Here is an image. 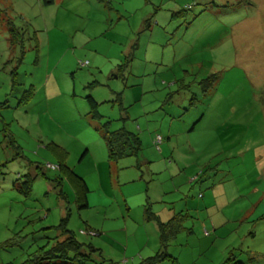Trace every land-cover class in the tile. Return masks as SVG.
I'll return each instance as SVG.
<instances>
[{"label": "rangeland", "instance_id": "rangeland-1", "mask_svg": "<svg viewBox=\"0 0 264 264\" xmlns=\"http://www.w3.org/2000/svg\"><path fill=\"white\" fill-rule=\"evenodd\" d=\"M106 127L139 155L111 161ZM148 202L186 215L159 264H264V0H0V264H78L50 256L67 212L87 264H138Z\"/></svg>", "mask_w": 264, "mask_h": 264}, {"label": "trees", "instance_id": "trees-1", "mask_svg": "<svg viewBox=\"0 0 264 264\" xmlns=\"http://www.w3.org/2000/svg\"><path fill=\"white\" fill-rule=\"evenodd\" d=\"M46 3L50 0H44ZM13 34L11 35L12 42L16 40V34L19 33V30L12 24L10 26ZM11 32V33H12ZM15 45V44H14ZM128 66V62L124 64V66ZM120 65L119 70L125 69V67ZM119 101H121L122 95L119 93L116 95ZM86 99L91 108L92 115L98 116L101 118L97 110L98 102L92 95L86 96ZM108 124H105V126ZM104 131V138L108 147V157L113 162H118L120 159L125 158L127 156H138L142 149V141L141 137L138 133H134L132 131H128L124 128L118 130H109L106 127ZM158 136L155 138V143L157 147L163 141V137L158 140ZM62 153V151L60 152ZM59 168L66 169L69 174V178L73 181L75 188L77 189V198L79 208L88 207V186L85 180L73 173L66 165L63 163L64 153L60 155ZM33 177L28 178L23 183V187L29 190ZM62 177L59 178L61 182ZM23 189V190H24ZM24 190V193L27 194L28 190ZM70 212H67L65 216L62 217L60 223L57 225V229H59L60 234L56 236L54 244L52 245V249L50 250V256H56L60 259V261H73L78 264H87L92 257V252L95 251L96 247L91 244L83 243L77 240L76 234L70 230L67 226V222L69 220ZM145 217L148 221H156L159 232H160V248L153 254L147 257H144L143 260L138 264H159L164 260L176 261V257L168 252V245L171 239L175 238L178 233L183 231L184 229V221L186 219L185 214L177 213L174 215L169 221L162 222L157 214H155L151 205L147 203L145 207ZM88 251V252H86ZM50 256L48 258H50ZM234 257H228L221 264H243L241 261L233 262Z\"/></svg>", "mask_w": 264, "mask_h": 264}, {"label": "crops", "instance_id": "crops-1", "mask_svg": "<svg viewBox=\"0 0 264 264\" xmlns=\"http://www.w3.org/2000/svg\"><path fill=\"white\" fill-rule=\"evenodd\" d=\"M148 203H150V202H148ZM146 205H147V203H144V213H145V207H146ZM208 209H211L213 206L212 205H208ZM206 208V207H205ZM151 209H152V211L155 213V214H157L158 216H159V218H160V220L162 221V222H167V221H169L174 215H176L177 213H180V214H183L184 213V209H181V210H179L178 212H176V210H175V212H173L172 214H167L168 212H169V210L170 209H164V211H165V213L166 214H164V213H162V214H160L158 211H154L153 210V208H152V206H151ZM198 209H200V206H198ZM145 216V215H144ZM206 217H207V219L206 220H204V221H202V223H201V227H203V230H204V235H210V232L211 231H217V228H218V224H217V222H216V216L214 215V214H206ZM226 222L227 221H225L224 222V224H226ZM155 223H156V221H155ZM156 226H157V230H158V242H156V244H158L157 245V248H156V251L160 248V232H159V228H158V225H157V223H156ZM184 226H185V224H184ZM97 234V233H96ZM129 236H132V234H130ZM155 251V252H156ZM153 255V254H152ZM176 257V256H175ZM228 257H226L225 258V260L227 259ZM176 261H177V257H176ZM236 261H239V260H236ZM223 262V261H222ZM221 262V263H222ZM220 263V264H221ZM244 263V262H243Z\"/></svg>", "mask_w": 264, "mask_h": 264}, {"label": "built area", "instance_id": "built-area-1", "mask_svg": "<svg viewBox=\"0 0 264 264\" xmlns=\"http://www.w3.org/2000/svg\"><path fill=\"white\" fill-rule=\"evenodd\" d=\"M160 139H161V137L158 136V140H160ZM46 168L47 169H52V170H57V169H59V165L54 164V163H47ZM86 233L89 234V235H96V232H94L92 230H87Z\"/></svg>", "mask_w": 264, "mask_h": 264}]
</instances>
